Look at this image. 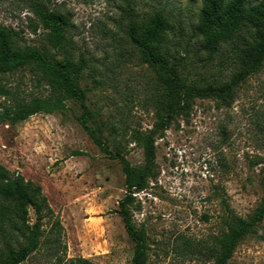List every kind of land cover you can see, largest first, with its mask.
<instances>
[{"label":"rangeland","instance_id":"rangeland-1","mask_svg":"<svg viewBox=\"0 0 264 264\" xmlns=\"http://www.w3.org/2000/svg\"><path fill=\"white\" fill-rule=\"evenodd\" d=\"M37 4L67 17L62 47L51 45ZM201 6V0H0V26L17 32L19 45L40 47L56 60H84L79 83L94 119L89 123L132 167L148 166L145 185L134 193L140 208L132 211L148 236L146 264H209L207 248L224 228L221 215L229 209L247 217L264 196V64L229 103L195 97L162 133L151 132L157 83L130 41V23L162 9L184 75L221 82L233 71L230 47L211 58L202 49L194 32ZM46 94L28 67L0 73V164L38 184L51 209L39 247L20 264L75 257L130 264L133 241L115 211L127 190L123 163L84 131L76 119L79 102L69 99L62 110L15 123L5 115L14 99ZM54 236L58 243L49 241ZM229 264H264V219L238 243Z\"/></svg>","mask_w":264,"mask_h":264},{"label":"trees","instance_id":"trees-1","mask_svg":"<svg viewBox=\"0 0 264 264\" xmlns=\"http://www.w3.org/2000/svg\"><path fill=\"white\" fill-rule=\"evenodd\" d=\"M201 3L194 32L201 40L202 49L211 58L221 52L223 45L230 47L233 71L221 82L198 83L184 75L181 61L168 45L167 35L172 31V25L162 9L154 10L140 23H130V41L137 48L141 61L153 70L157 83L154 103L157 119L152 133H162L176 117L187 113L195 97H214L229 103L241 82L264 64V0L251 5L245 0H201ZM37 13L51 45L62 47L67 17L41 4H37ZM16 36V31L0 26V73L28 67L47 89V94L28 100L14 99L5 107V115L15 123L35 113L62 110L69 99L79 102L81 113L76 119L84 131L102 152L123 163L127 190L115 211L133 241L130 264H146L148 236L134 223L132 211L140 208L134 193L145 185L149 177L148 166L132 167L123 155L108 148L101 139L98 126L95 128L89 123L94 119L85 102V90L79 83L85 66L82 58L76 64L67 59L56 60L40 47L19 45ZM49 213L51 209L40 186L0 164V264H20L39 247L43 218ZM263 219L264 196L247 217L226 209L220 218L224 228L213 236L207 248L211 257L209 264H229L238 243L253 233ZM49 241L59 242L56 236ZM63 264L94 263L88 258L75 257Z\"/></svg>","mask_w":264,"mask_h":264}]
</instances>
